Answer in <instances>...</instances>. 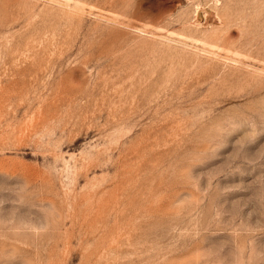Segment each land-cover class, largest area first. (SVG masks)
<instances>
[{"label": "rangeland", "instance_id": "1", "mask_svg": "<svg viewBox=\"0 0 264 264\" xmlns=\"http://www.w3.org/2000/svg\"><path fill=\"white\" fill-rule=\"evenodd\" d=\"M0 264H264V0H0Z\"/></svg>", "mask_w": 264, "mask_h": 264}]
</instances>
